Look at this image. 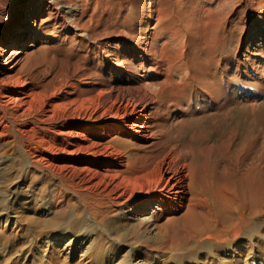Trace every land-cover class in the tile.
<instances>
[{
    "label": "bare ground",
    "instance_id": "obj_1",
    "mask_svg": "<svg viewBox=\"0 0 264 264\" xmlns=\"http://www.w3.org/2000/svg\"><path fill=\"white\" fill-rule=\"evenodd\" d=\"M18 1L0 0V19ZM23 1L28 2V17L33 16L37 0ZM151 1L146 0L148 12ZM178 1H168L171 13L163 10L156 14V25L152 26V19L138 20L142 35L137 43L129 42L130 28H114L112 31L127 45L126 51L121 55V62L105 59L102 73L95 72L96 80L95 73L83 72L74 66L61 79L44 71L26 77L29 65L27 62L22 65L25 59L21 51L13 48L9 52L7 62L12 63L11 69L7 66L0 71V144L14 141L18 147L11 153L17 148L20 151L8 163L7 149L0 146V187L4 189L0 199L2 262L109 264L118 260L115 264H156L140 260L139 255L163 252L165 256L159 260L160 264H186L181 259L166 261L171 250L184 246L181 240L184 230L189 232L187 240L209 234L208 239L218 242L226 235L224 230L231 214L243 207L254 212L259 210L256 207L264 200V121H261L260 135H254L256 131L252 133L250 129L248 146H243L245 149L239 156L236 154L237 162L231 161L234 168L231 179H235L232 194L221 182L222 173L229 165L215 161L209 164V172L214 173L207 183L208 172L199 167L190 144L193 136L181 142V135L192 109L216 113L220 107L237 106L245 115L244 122L251 126L255 110L264 106V0H187L180 6L185 27L171 23ZM125 3L129 9V1ZM219 10L231 11L221 15ZM236 10L240 11L235 14ZM236 15L244 20L243 42L238 57L227 59L224 65L213 46L218 40L216 28L222 19ZM81 24V29L87 25ZM25 35L13 34L12 39L18 43ZM96 49L99 53L105 51L99 46ZM1 51L9 50L2 46ZM108 55L109 51L104 56ZM191 55L199 60L210 56L214 70L219 73L212 75L203 66L201 76H195ZM116 71L117 76L113 77ZM84 80L90 83L83 91L80 89L73 97L65 98L68 91L73 92L71 88ZM239 82L242 87L237 85ZM64 86L68 88L66 91H62ZM194 93L198 96L191 99ZM173 129L176 132L171 134ZM118 137L135 144L134 159L129 158L131 150L111 143ZM26 158L29 167L42 174L45 185L54 180L58 186L51 193L52 202L47 199L42 203L33 202L42 206L40 217L22 212L24 207H32L34 212L36 206L20 205L22 195L13 198L5 185L12 178L13 170L21 172L26 168ZM70 193L79 199L78 204L68 201ZM209 200L213 201L215 212L208 208ZM86 211L87 218L82 215ZM252 217L248 214L230 228L238 240L240 255L253 247V242L241 240ZM94 222L98 230L92 227ZM216 229L215 234L210 233ZM261 229L257 232L264 239ZM34 235L44 237L46 246H52L54 256L59 257L49 260L46 255L31 250ZM78 248L82 249L81 258L85 261L78 259ZM201 248L211 258L207 264L227 262L220 258L219 246L208 243ZM105 250L109 254L107 258L102 254ZM134 252L132 260L130 254ZM123 254L125 258L120 259Z\"/></svg>",
    "mask_w": 264,
    "mask_h": 264
},
{
    "label": "rangeland",
    "instance_id": "obj_2",
    "mask_svg": "<svg viewBox=\"0 0 264 264\" xmlns=\"http://www.w3.org/2000/svg\"><path fill=\"white\" fill-rule=\"evenodd\" d=\"M128 1L130 4L129 9H126L128 5L125 3V0H37L35 14L31 17H28V2L19 0L17 6L8 7L6 10L8 11L10 10L9 13L5 16V18L2 17L0 19V71H2V69H4L7 66H8V70L11 69L12 63L8 64L7 61L8 58L11 56L9 52L13 48H15L21 51V55H23L25 59V62H23L22 65H24L26 62L29 65L28 70H26L25 72L26 77L34 75L35 73L37 74L38 73L37 71H39V73L44 71L43 73L49 72V74L52 73L54 75H57L58 79H61L62 77L68 76L70 74L69 71L72 70L73 66L80 68L81 71L83 72L90 71L91 74H94L95 72H98V74L102 73L101 70L103 68L105 69L104 67L105 59L114 60L115 63H117L116 60L118 62H121L122 61L121 55H124L126 51L125 48L127 47V45L123 44L122 43L123 39L120 36H118L114 31H112L114 28L116 27L130 28L133 37L130 36L129 42L137 43L138 37L142 35V29L138 26V20L141 17H143L146 20L152 19L153 20L152 26H153L156 25L157 23L156 14L159 11L160 12L162 11L161 13H163L164 11L170 12L168 8L169 0L166 1L164 0L161 3H158L159 0H152L151 1L152 8L151 11L149 12L146 11V9L148 8V3H146V0H128ZM186 1L187 0H179L178 6L174 7V10L175 8L176 10L173 13L174 15L171 20V23L175 26H179V25L183 27L186 26L185 25L186 21L182 19L180 12V6L184 4ZM230 11L231 10H224V11L219 10V14L221 13L222 15L224 12L228 13ZM237 11L239 12L240 10H236L235 14ZM204 16L206 15H203V17ZM238 16L239 15L234 16V18L229 17L228 19H222L220 21L219 26L216 28V36H217L216 39L218 40L215 41L216 43L213 46L219 52L220 54L219 58L222 59V64L224 65L227 59L233 60L234 58L238 57L240 50L239 47L243 42L245 25H244V20L239 19ZM125 17L129 19L127 22L125 21L126 20ZM204 20L205 19L203 18L202 21ZM81 23L87 24L84 27V29L80 28V25H82ZM88 25L89 27H87ZM99 31L100 33H102V35L99 33ZM24 33L26 35L23 41L17 43L15 40L12 39L13 34L16 36L18 35L21 36ZM151 36H152V31L150 32V39H149L150 41L152 39ZM2 46L7 47L9 51L2 53L1 51ZM96 46L97 47L99 46L100 49L103 47L101 50H105V51L99 53V50L96 49L97 48ZM108 51H109L108 57L104 56ZM117 53L118 55H116ZM12 58L14 59V57ZM203 58H204L203 60L201 59L199 60L197 56H195L194 58L191 55L190 59L194 64L193 74L195 76L197 77L201 76L202 74L201 72L205 69V67L203 66H206L210 70L209 72V70L207 69L208 72L210 74L212 73V75H214L213 73H219L218 71H216V69L214 70L211 64L212 58L210 56H203ZM207 64L210 65L208 66ZM45 65L46 67L47 66L50 67L51 70L49 68H46ZM80 65L83 67H81ZM42 68H46V69L44 70ZM212 68H213V72L211 70ZM98 74L95 73L93 75L95 80L98 78L97 76ZM115 76H117V71L115 72L113 77ZM220 77L221 75L218 74L217 78ZM30 81L32 82L31 79ZM89 83L90 81L88 80L86 81L84 80L83 82H78L77 83L78 86L76 84L75 86L76 88L73 89L71 88L70 90H72L73 92L68 91V94H65L66 96L65 98L73 97V95L79 93L80 89L81 91H83L85 89V86L89 85ZM237 85L242 87L241 82L237 83ZM249 86L250 84L248 85V87ZM67 89L68 88L64 86L62 88V91L63 90L66 91ZM191 89L192 87L187 89L188 94L189 92L191 93ZM198 94L201 95V93ZM196 95L194 93L191 96V99L198 96ZM193 110L194 109H192L191 112H189L190 119L187 122L188 124L186 123V127L184 129L186 132L184 131L183 134L181 133L182 134L181 139H183L181 140V142L186 141L184 140V138L188 139L189 137L193 136L191 140L189 138V140L191 141L190 144L195 151V158L196 161H198L197 163L199 164V167L203 168L204 171L206 170L208 172V174L206 173L207 183L211 182L212 173H214V172H209L208 170L209 164H213V162L215 161V163H218L219 165H223V166L229 165L228 169L224 170L226 172L223 171L224 174L222 173L221 182L225 190H228L229 194H232L233 193L232 191L235 189L233 188L234 186L232 187V185L235 184V179H231L232 178L231 175L233 174L234 171V168H232L231 166L232 165L231 161L237 162L238 158L236 154L239 156V154L243 153L244 151L243 149H245L246 146H248L249 142L247 140L248 139L247 136L249 134L248 132L250 131V129L252 133L256 131L254 135L257 134L260 135V129H261L260 125L264 121V106L255 110V114H253L254 117H252L253 122L250 124L252 127L247 126L246 122H244L243 118L245 115L241 111V109H239L237 106L228 107V108L227 106H225V108L220 107L218 108V110H216V113L214 110H213L214 112L211 110H204L200 113L194 112ZM218 111L220 112L218 113ZM177 114L179 116L180 111L179 112L177 111ZM252 129L254 131H252ZM175 132L176 130L173 129L171 134H174ZM111 143H113L114 145H116L121 149L131 150L132 152L131 154H129L130 159H134V157L137 154L136 152L137 149L135 144L133 142H130L127 138L118 137L117 139L113 140ZM17 145L18 144L14 141H9L7 143L0 144L2 148L7 149V154L5 156V159H7L8 163H11V161L20 151V149L17 148V150L11 153V150ZM24 166L28 168L27 171L25 172L26 168H23L21 172L20 170H13L10 173L12 178L5 185H7L10 191H12L13 198H18V195H22L23 202L19 200L20 205L27 206L29 203H31L32 205L36 206L34 207V212H32L31 209L32 207H24L23 209L21 208L22 212H24L29 216L37 215V217H40L42 206L39 204L35 205L36 204L35 200L38 201L39 203H42L45 199L52 202L53 199L51 198V193L54 191V189H57L58 186L56 185V182L54 180H52L51 183L45 185L43 183L44 181L42 178V174H40L36 169L29 167L30 164L28 162V158H26ZM226 186L227 187L230 186V187L227 188ZM3 190L4 189L0 187V199L4 195ZM5 195L7 196V194ZM32 199L34 200L31 201ZM67 199L70 203H74V204L79 203L78 202L79 199H77V197L72 193L68 195ZM55 200H56L55 202H57L56 197ZM258 207L259 210L255 212L251 211L249 207L248 208L243 207L244 209L242 208L240 211H238V213L231 214V219L228 222H226L227 229L224 230L225 231L224 233H226V235L223 236V238H221L218 242H214L212 239H208L207 236L209 234H205V235L202 234L192 239L188 238L187 240L186 236L188 235L187 233L189 232H186L184 230L182 232V237L180 236L181 240H183L185 243L184 246H182L181 249L174 248L173 250H171L168 253L169 259H167L166 261L175 262L176 260L177 262L181 259L180 261L186 264H207V262H209L211 258L209 254L206 253V251L204 252V250L201 247L204 246V244L210 243L212 245L214 244L215 246L220 247L219 248L220 258L222 260L227 261L224 264H228L229 261L231 262V264H242V262L243 264H264V239H260L257 232V230H260L261 228L264 230V217H263L264 200L256 208ZM208 208H212L213 211L215 212V206L212 200H209ZM68 212L73 213L72 210H69ZM83 213H82L83 217L87 218L88 215L87 211ZM101 213L104 214V211H101ZM248 214H252L253 217L250 219L248 226H246L244 230V235L241 240L244 241V243L253 242V247L243 252L242 255H240V251L237 249L238 240L232 236V230L230 228L234 222L244 220V218H246ZM217 216H219V214H217ZM92 227L95 230H98L99 228L97 222H94ZM262 229L261 232L264 233ZM200 231L201 230H199L198 232ZM216 232L217 229L210 233L215 234ZM262 235L264 238V234ZM31 238H33L32 239L33 242L30 245L31 250L46 255V258L49 260L50 259L54 260L56 256L59 257L58 255L54 256L55 250L54 248H52V246H46L47 243L45 244L44 237L41 238L39 236L37 238V236L35 237L34 235ZM250 251L252 253H250ZM77 254H78V259L80 257V259L83 260L81 258V255L83 254L81 248H78ZM102 254H104L106 258L109 255L106 250L105 253ZM135 254H136L135 252L130 254L132 260L134 259ZM124 256L125 255L123 254V256L120 259L125 258ZM139 256H140L139 258L140 260L160 264L159 260L161 259V257L165 256V253L156 252L152 255L142 253ZM247 256H249L250 258H248ZM2 258H0L1 262H2ZM237 260H240L239 263H237ZM245 260H248L247 261L248 263L245 262ZM117 261L109 262V264H115L117 263ZM220 262L219 264L222 263ZM2 263L4 264L5 262ZM88 263H89V259H88ZM5 264L8 263L6 262Z\"/></svg>",
    "mask_w": 264,
    "mask_h": 264
},
{
    "label": "trees",
    "instance_id": "obj_3",
    "mask_svg": "<svg viewBox=\"0 0 264 264\" xmlns=\"http://www.w3.org/2000/svg\"><path fill=\"white\" fill-rule=\"evenodd\" d=\"M264 217V216H263Z\"/></svg>",
    "mask_w": 264,
    "mask_h": 264
}]
</instances>
